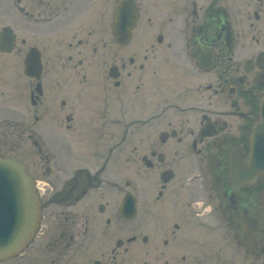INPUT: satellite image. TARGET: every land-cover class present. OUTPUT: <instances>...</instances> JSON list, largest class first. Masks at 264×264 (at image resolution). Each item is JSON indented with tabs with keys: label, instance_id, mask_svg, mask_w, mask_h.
<instances>
[{
	"label": "flooded vegetation",
	"instance_id": "obj_1",
	"mask_svg": "<svg viewBox=\"0 0 264 264\" xmlns=\"http://www.w3.org/2000/svg\"><path fill=\"white\" fill-rule=\"evenodd\" d=\"M122 1L0 0V157L40 208L0 264H264V0Z\"/></svg>",
	"mask_w": 264,
	"mask_h": 264
},
{
	"label": "water",
	"instance_id": "obj_2",
	"mask_svg": "<svg viewBox=\"0 0 264 264\" xmlns=\"http://www.w3.org/2000/svg\"><path fill=\"white\" fill-rule=\"evenodd\" d=\"M124 6L118 7L119 13ZM257 155L259 166H263L264 152ZM38 221L39 203L24 166L15 158H0V260L13 257L28 245Z\"/></svg>",
	"mask_w": 264,
	"mask_h": 264
},
{
	"label": "rangeland",
	"instance_id": "obj_3",
	"mask_svg": "<svg viewBox=\"0 0 264 264\" xmlns=\"http://www.w3.org/2000/svg\"><path fill=\"white\" fill-rule=\"evenodd\" d=\"M229 250V249H228Z\"/></svg>",
	"mask_w": 264,
	"mask_h": 264
}]
</instances>
